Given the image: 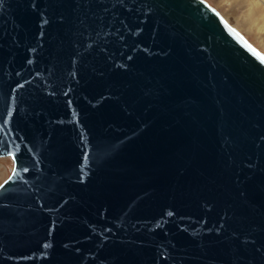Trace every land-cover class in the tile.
Segmentation results:
<instances>
[{
    "label": "water",
    "instance_id": "obj_1",
    "mask_svg": "<svg viewBox=\"0 0 264 264\" xmlns=\"http://www.w3.org/2000/svg\"><path fill=\"white\" fill-rule=\"evenodd\" d=\"M0 264H264V52L206 0H0Z\"/></svg>",
    "mask_w": 264,
    "mask_h": 264
},
{
    "label": "rangeland",
    "instance_id": "obj_2",
    "mask_svg": "<svg viewBox=\"0 0 264 264\" xmlns=\"http://www.w3.org/2000/svg\"><path fill=\"white\" fill-rule=\"evenodd\" d=\"M221 15L257 48L264 52V5L260 0H253L259 5L252 6V0H206ZM257 9L262 13L255 12ZM12 166L9 155L0 156V182L8 175Z\"/></svg>",
    "mask_w": 264,
    "mask_h": 264
},
{
    "label": "bare ground",
    "instance_id": "obj_3",
    "mask_svg": "<svg viewBox=\"0 0 264 264\" xmlns=\"http://www.w3.org/2000/svg\"><path fill=\"white\" fill-rule=\"evenodd\" d=\"M260 1L264 5V0H260ZM251 5L252 6H256V5H259V4L257 2H255V1L252 0ZM255 12H259L261 14L262 13V10L257 9ZM262 16L264 17V13L262 14Z\"/></svg>",
    "mask_w": 264,
    "mask_h": 264
}]
</instances>
